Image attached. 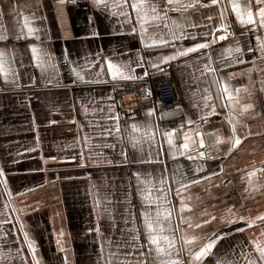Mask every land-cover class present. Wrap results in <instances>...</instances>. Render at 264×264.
<instances>
[{
    "label": "crops",
    "instance_id": "crops-1",
    "mask_svg": "<svg viewBox=\"0 0 264 264\" xmlns=\"http://www.w3.org/2000/svg\"><path fill=\"white\" fill-rule=\"evenodd\" d=\"M133 2L0 0V264H193L190 253L214 234L224 235L202 264H264L255 250L264 221L238 219L264 215L261 6L143 0L142 31ZM233 4L242 15L250 8L255 23H241ZM230 23L236 33L221 41ZM200 43L209 46L176 55ZM107 61L129 65L134 78L113 80ZM172 62L177 103L143 102L140 115L123 121L111 84L141 81L153 64ZM229 120L241 137L231 151ZM185 135L195 142L188 149ZM180 184L187 188L177 196ZM144 213L152 234L173 241L160 240L163 253L148 242Z\"/></svg>",
    "mask_w": 264,
    "mask_h": 264
},
{
    "label": "snow or ice",
    "instance_id": "snow-or-ice-1",
    "mask_svg": "<svg viewBox=\"0 0 264 264\" xmlns=\"http://www.w3.org/2000/svg\"><path fill=\"white\" fill-rule=\"evenodd\" d=\"M97 3H102L103 0H96ZM167 3L169 5L173 4L174 3V0H167ZM218 3V0H210V4L212 5H215ZM256 4L260 5L261 7L259 8V11H258V15L260 17V25L262 27H264V0H256ZM142 6H143V0H134V2L131 4V7L133 8V10H135L137 12V19L139 22H141V25H142V31H143V23L148 19V17L146 15H142ZM191 6V5H189ZM203 6H207V5H203ZM232 8H233V11L235 12L236 14V17L238 20H240L241 23H250V24H254L255 23V20L253 18V13L252 11L249 10L246 12L245 15H242V13L238 10V6L236 4H233L232 5ZM172 10H179L178 8L176 9H172ZM153 11H155V9L153 8ZM209 19H211V17H209ZM27 27V25H25ZM221 29H224L225 26L222 24L219 26ZM226 30V29H225ZM33 32V29L32 28H28V33L29 35ZM5 37L3 36H0V39H3ZM226 37L225 36H220L218 37V39H225ZM153 44H156V43H160V44H166L167 41H164V40H161L159 42L157 41H153L152 42ZM209 45L206 44V43H200V44H196L194 45L193 47H190V48H187V49H184L183 51L181 52H178L176 55H186L187 53L189 52H193V51H196L198 49H201V48H207ZM262 48H264V45H262ZM235 51L239 52L240 49L237 48L235 49ZM249 51H251V49H249ZM32 52L35 56L36 52H37V49L35 47L32 48ZM176 55H173V56H166V57H161L160 60L161 62H168L169 60L171 59H175L176 58ZM142 59V58H141ZM239 62H243V61H239ZM139 66V65H138ZM153 67H158L157 64H153L152 65ZM107 70H108V73L111 75L112 79L115 80V79H132L134 77H132L130 75V73L133 71L129 65L127 64H117V63H113L112 61H107ZM0 73H3V66L2 64H0ZM145 75L147 73H144ZM81 80H83V77H80ZM239 89L236 90V92H238ZM223 92L224 94L227 96V99L229 101H232L233 100V92L229 90L227 84L224 85L223 87ZM252 108V105L251 104H248V105H244L243 106V109L246 111L248 109H251ZM151 114V113H150ZM116 119H118V117H116ZM188 123H192L191 120L188 121ZM229 123L232 124V135L230 137V147L228 149V151H231L232 148H235L236 146H238L241 142V137L239 135H237V124L239 123L238 121L236 123H233L232 120H229ZM132 128L134 131H139V129H137V126L134 124L132 125ZM117 131H119L118 127L116 129ZM175 132V130H173V132H169V133H165V135L168 137V143L169 145L171 146L172 145V136H173V133ZM145 135H153L152 133L150 132H146ZM197 136H201L202 134L197 132L196 133ZM133 140H135L136 138H132ZM215 143L216 144H219L221 143V138L219 137H215ZM190 143L191 144H195V142L193 140H191V138L188 136V135H185V143L182 145V147L184 149H188L189 146H190ZM199 146L200 147H203L204 146V140L201 138L200 141H199ZM205 152H199L198 155L200 157H204L205 156ZM192 157L189 156V159H191ZM199 170V169H198ZM0 175H3V172L0 171ZM250 176L251 175H254V173H250L249 174ZM138 176V174H137ZM190 184H195V183H198V180L196 179H192L189 181ZM251 183V181H250ZM187 188V185L185 184H180V186L176 189V195L177 196H180L181 194V189H186ZM151 196V192L149 190L148 194L147 195H144V199H146L149 203H152L153 200L150 198ZM159 199V197L157 198ZM188 210V211H191V209L189 208V206L187 204H185L184 202V199L181 197V200H180V212H181V219L184 220L185 222H187V220L184 218L183 216V213L185 210ZM161 214V210L158 208L157 209V217H159ZM163 214L168 217L171 215L170 211L168 209H164L163 210ZM145 215V226H146V229L148 230L149 232V236H148V242L149 244L151 245H155L156 246V251L157 253H163L164 252V248L160 245V240L163 239L167 244H168V247L171 248L173 246V241H170L168 237L164 236V237H161L159 235H154L152 234L155 229H153V226H152V221L149 219L148 217V214L147 213H144ZM214 219V218H213ZM239 220H243L245 221V225L247 227H251L253 224L256 223V221H264V215H261V216H258L255 218V220L253 219H249V218H245V217H238ZM209 221H203V223H208ZM189 226L191 227L192 225L189 224ZM196 227H200V224H196L195 225ZM238 230H243V229H238ZM161 231H163V229H161ZM27 236V234H25ZM224 235V234H214L215 238L213 239H210L207 243H205L202 247H200L197 251L195 252H192L190 253L192 255V259H193V264H202V261L203 259L209 255L211 253V250L212 248L214 247L215 243H216V240L221 238V236ZM195 239V237H191V238H186L185 239V243L186 244H190L192 243V241ZM255 243V242H254ZM29 248L32 249V243L31 241H29ZM34 251V249H32ZM255 250L256 252L259 254L258 256V259L261 261V262H264V245H261L259 243H255ZM167 264H180V262L178 260H170L167 262ZM249 264H256V261H250Z\"/></svg>",
    "mask_w": 264,
    "mask_h": 264
},
{
    "label": "built area",
    "instance_id": "built-area-1",
    "mask_svg": "<svg viewBox=\"0 0 264 264\" xmlns=\"http://www.w3.org/2000/svg\"><path fill=\"white\" fill-rule=\"evenodd\" d=\"M237 30L235 23H230L225 30L227 39L234 37ZM177 62L148 69V73L141 81L131 83H112L115 91L118 113L121 119L128 120L141 113V104L149 102L151 105H171L178 101L175 72Z\"/></svg>",
    "mask_w": 264,
    "mask_h": 264
},
{
    "label": "water",
    "instance_id": "water-1",
    "mask_svg": "<svg viewBox=\"0 0 264 264\" xmlns=\"http://www.w3.org/2000/svg\"><path fill=\"white\" fill-rule=\"evenodd\" d=\"M223 36H225L226 38H225V39H220L221 41H223V40H226V39H227V36H226V35H223Z\"/></svg>",
    "mask_w": 264,
    "mask_h": 264
}]
</instances>
